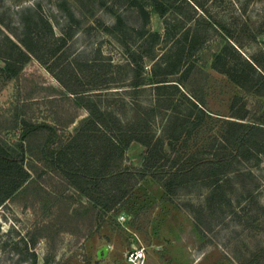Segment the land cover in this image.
<instances>
[{
    "label": "rangeland",
    "instance_id": "374dc122",
    "mask_svg": "<svg viewBox=\"0 0 264 264\" xmlns=\"http://www.w3.org/2000/svg\"><path fill=\"white\" fill-rule=\"evenodd\" d=\"M65 1L80 22L78 31L51 57L49 46L42 47L38 57L25 60L14 77L0 71V264H126L125 254L139 248L144 249V264H264V147L259 153V143L255 158L234 165L250 176L234 179L232 190L222 184L231 206L221 210L218 205L215 211L208 208L210 190L202 182L176 188L170 195L148 173L141 178L146 148L136 142L123 153L120 175L100 178L96 189L71 177L75 167L82 170L93 163L84 152L93 141L74 139L77 122L87 112L70 92L93 93L96 86L103 88L98 82L101 78L93 77L101 70L95 60L105 63L122 58L120 46L103 32V26L113 21V13L106 9L113 0H105L104 7L91 0H1L0 30L7 32V26L12 28L17 19L15 13L31 8L45 16L59 35L64 17L59 6ZM136 1L150 10L149 29L162 33V19L151 11V2ZM186 1L204 4L222 26L248 24L256 32L264 24V0ZM186 10L193 13L189 7ZM215 35L209 33L210 48L198 54L206 75L184 82L185 91L197 92L212 114V120L201 123L202 133L195 132L186 144L181 143L188 153L206 149L221 119H231L230 112L241 105L248 111L258 107L264 111V97L245 93L210 68L209 49L220 47L210 41ZM233 38L241 41L243 52L259 59L264 35L257 37V45L238 30ZM4 60L0 58V70ZM90 63L93 69L87 67ZM149 64L145 61L147 70ZM148 93L138 99L140 104L148 105ZM118 94L126 102L131 100L124 92ZM129 109L127 118L137 119ZM159 128L156 123L154 129ZM68 145L67 154H73L67 156L68 165L51 167L39 160L51 153L55 156ZM77 148L79 153L74 154ZM98 152L93 163L97 172L105 163L101 145ZM89 196L111 201L110 210L96 206ZM103 247L108 252L98 259L97 252Z\"/></svg>",
    "mask_w": 264,
    "mask_h": 264
},
{
    "label": "trees",
    "instance_id": "16d2710c",
    "mask_svg": "<svg viewBox=\"0 0 264 264\" xmlns=\"http://www.w3.org/2000/svg\"><path fill=\"white\" fill-rule=\"evenodd\" d=\"M91 1L99 7L107 5L105 0ZM149 1L151 11L162 19V33L149 29L150 10L140 6L136 0H113L106 7L113 13V21L103 26V32L120 46L122 58L118 62L107 59L105 63L95 60L101 70L100 74L95 70L93 77L101 78L98 82L103 88L96 86L93 93L86 90L70 92L74 101L87 112V117L77 122L74 139L89 138L93 141L84 151L87 161L93 163L101 145L105 153L104 168L97 172L92 162L87 163L82 170L75 167L71 177L96 189L100 178L120 175L123 153L132 142H136L146 148L143 168L139 170L141 178L148 173L170 195L176 188L187 189L202 182L203 187L210 190L206 198L210 210L215 211V205L219 210L223 206L230 207L222 184H227V188L232 190L230 184L234 179L250 176L234 165L255 158L257 143L260 145L259 153L264 147V111L261 112L259 107L248 111L241 105L230 112L231 119H221L220 128L210 138L206 149L185 152L182 144H186L187 138L194 136L195 132L202 133L201 123L206 119L212 120V114L205 109L197 92L185 91L184 82H194L206 75L198 64V54L210 48L208 35L212 31L216 35L210 41L220 44V47L209 49L210 68L226 76L245 93L263 98L264 44L257 59L242 51L241 41L234 39L233 34L238 30L257 45V37L264 35V24L256 32H252L248 24L226 27L216 22L204 4L189 1L190 5L186 0ZM59 10L64 13L59 35L55 34L50 21L34 9L23 8L15 13L17 19L13 27L9 29L8 25L5 33L0 30V58L5 59L1 72L14 77L25 60L30 56L38 57L36 53L42 47L49 46L47 50L51 57L65 45L78 31L80 22L68 2L65 1L62 8L59 6ZM59 42L62 45L54 48ZM145 61L150 62L148 70ZM90 64L87 67L93 69V64ZM145 91L150 92L146 96L147 106L138 101ZM121 92L130 95L131 100L126 102L124 96H117ZM234 102L235 105L237 98ZM128 108L129 113H136L137 119L127 118ZM76 117L69 124H73ZM156 123L160 126L159 131L154 129ZM69 147L55 156L51 153L39 160L51 167L68 165L65 164L67 156L73 155L67 154ZM77 153L78 148L74 154ZM117 162L119 166H115ZM89 197L96 206L110 210L111 201L105 203L99 196ZM216 198L218 203L214 202ZM92 209L94 213L95 208Z\"/></svg>",
    "mask_w": 264,
    "mask_h": 264
},
{
    "label": "built area",
    "instance_id": "2783aa9c",
    "mask_svg": "<svg viewBox=\"0 0 264 264\" xmlns=\"http://www.w3.org/2000/svg\"><path fill=\"white\" fill-rule=\"evenodd\" d=\"M126 264H144L145 253L143 248L128 251L124 256Z\"/></svg>",
    "mask_w": 264,
    "mask_h": 264
},
{
    "label": "water",
    "instance_id": "95a60500",
    "mask_svg": "<svg viewBox=\"0 0 264 264\" xmlns=\"http://www.w3.org/2000/svg\"><path fill=\"white\" fill-rule=\"evenodd\" d=\"M107 252H108L107 247H103L101 250H99L97 252V258L98 259L104 258L106 256Z\"/></svg>",
    "mask_w": 264,
    "mask_h": 264
}]
</instances>
